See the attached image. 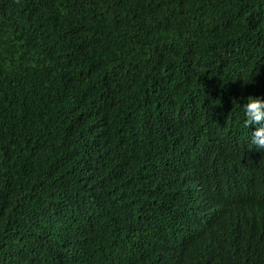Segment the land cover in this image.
Segmentation results:
<instances>
[{
	"label": "trees",
	"instance_id": "obj_1",
	"mask_svg": "<svg viewBox=\"0 0 264 264\" xmlns=\"http://www.w3.org/2000/svg\"><path fill=\"white\" fill-rule=\"evenodd\" d=\"M264 0H0V264H264Z\"/></svg>",
	"mask_w": 264,
	"mask_h": 264
},
{
	"label": "clouds",
	"instance_id": "obj_2",
	"mask_svg": "<svg viewBox=\"0 0 264 264\" xmlns=\"http://www.w3.org/2000/svg\"><path fill=\"white\" fill-rule=\"evenodd\" d=\"M242 108L244 124L258 125L252 128L250 142L256 148H264V99L250 95Z\"/></svg>",
	"mask_w": 264,
	"mask_h": 264
}]
</instances>
